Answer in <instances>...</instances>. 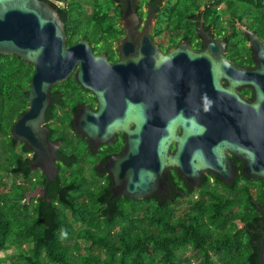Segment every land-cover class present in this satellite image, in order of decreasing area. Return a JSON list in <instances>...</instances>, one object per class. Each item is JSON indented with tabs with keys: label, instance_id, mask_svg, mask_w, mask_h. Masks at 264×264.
<instances>
[{
	"label": "water",
	"instance_id": "1",
	"mask_svg": "<svg viewBox=\"0 0 264 264\" xmlns=\"http://www.w3.org/2000/svg\"><path fill=\"white\" fill-rule=\"evenodd\" d=\"M123 26L120 59L106 70L100 65L103 58L91 55L86 40L66 46L64 24L49 3L0 0V56H15L33 68L27 109L9 131L12 141L32 152L31 172L39 171L45 177L44 188L28 193L27 203L46 197L48 186L57 177L60 144L49 141L45 126L50 90L66 81L77 65L74 82L86 91L91 90L88 85L93 86L98 108L95 112L86 107L79 110L72 119L76 133L96 146L107 144L117 133L125 136L123 154L104 164L111 198L168 200L172 196L167 185L170 171L194 189L201 185L204 174L232 186L236 175L228 153L242 161L241 172L246 178L264 181V78L257 84L230 81L226 88L215 82L210 95L183 97L180 111L163 103H137L131 96V52L134 43H147L148 35L146 29L136 34L129 8ZM250 35L252 41L256 39ZM246 85L254 89L249 103L236 93ZM258 261L264 264V231Z\"/></svg>",
	"mask_w": 264,
	"mask_h": 264
},
{
	"label": "trees",
	"instance_id": "2",
	"mask_svg": "<svg viewBox=\"0 0 264 264\" xmlns=\"http://www.w3.org/2000/svg\"><path fill=\"white\" fill-rule=\"evenodd\" d=\"M85 2L94 11L103 6V0H71L68 19L75 30L65 29L67 47L87 36L80 16ZM32 75L33 68L21 59L0 56V139L5 146L0 153V254L10 247L18 249L19 259L10 264H179L180 253L186 249L199 254V264H214L212 256L224 264H259L264 181L246 178L242 172L229 187L215 177L213 184L203 179L197 190L180 180L183 193L168 205L157 199L118 197L114 206H106L112 202L109 177L102 188L79 177L57 176L44 199L27 203L28 193L44 188L45 177L31 172L32 152L12 141L9 131L27 109ZM62 87L66 100L79 90L73 80ZM68 119L66 114L65 122L72 125ZM62 144L56 157L68 146L65 141ZM69 163L72 169L78 168L77 160ZM63 169L65 164H57V170ZM7 176L13 181L5 191ZM17 178L26 185L17 184ZM12 200L6 209V201ZM183 203L186 207L178 214ZM80 244L84 255H80Z\"/></svg>",
	"mask_w": 264,
	"mask_h": 264
},
{
	"label": "flooded vegetation",
	"instance_id": "3",
	"mask_svg": "<svg viewBox=\"0 0 264 264\" xmlns=\"http://www.w3.org/2000/svg\"><path fill=\"white\" fill-rule=\"evenodd\" d=\"M42 1L57 10L64 30L66 27L75 30L68 19L71 0ZM84 8L80 13L81 29L87 36L82 40L88 42L93 57L103 58L100 65L106 70L120 59L118 48L125 36L123 19L128 8L135 18L136 34L147 30V43H134L131 52V96L137 103L154 106L163 103L180 111L183 97L210 95L215 82L226 88L230 81L257 84L264 78V0L253 4L249 0H103L100 11H94L88 2ZM149 17L151 25L146 27ZM250 34L256 39L252 41ZM78 68L79 65L66 81L51 88L45 126L49 141L60 144L57 151L63 148L62 141L68 145L57 157L56 164L66 166L57 170V176L79 177L83 183L93 179L103 188L109 177L104 164L123 154L125 136L117 133L107 144L96 146L76 133L72 119L79 110L86 107L95 112L98 108L92 85H88L90 91L77 85L79 90L65 99L62 85L74 81ZM236 93L248 103L253 101L254 89L250 85L238 87ZM66 114L72 125L65 122ZM173 151L174 144L170 153ZM227 157L237 178L243 163L229 153ZM76 160L78 168L72 169L69 162ZM206 178L213 184L214 176L210 174L202 176L201 184ZM180 180L175 171H170L167 178L172 192L170 199H151L165 205L173 202L183 193ZM116 199L111 198L112 202L106 206H114Z\"/></svg>",
	"mask_w": 264,
	"mask_h": 264
},
{
	"label": "rangeland",
	"instance_id": "4",
	"mask_svg": "<svg viewBox=\"0 0 264 264\" xmlns=\"http://www.w3.org/2000/svg\"><path fill=\"white\" fill-rule=\"evenodd\" d=\"M4 151H5V146H4L3 140L0 139V153L2 154V153H4ZM34 173H36V172L34 171ZM12 181L13 180L11 179L10 176H7L5 178V182H6V186H5V189H4L5 191L10 189ZM16 183L19 184V185H26V183H23L20 178L16 179ZM93 183L96 184V182H94L93 179H90V183L89 184L91 186H93L92 185ZM219 190L221 192H223L220 188H219ZM223 193H225V192H223ZM188 199H190V197L187 198V199H184V201H187ZM6 202H7L5 204L6 205V209H8L9 207H11L10 205L13 203V200H12V202H10V201H6ZM180 206L181 207L178 210V214H179V212H182L184 210V208L186 207V204L183 203ZM236 224H237L239 229L242 228V224L239 221H237ZM80 245H81L80 255H84L85 251L82 250V247L84 245H82V244H80ZM23 249H27V247L23 246ZM17 250L15 248H13V247H10L6 252L1 253L0 254V259L3 262V264H10L11 261H17L19 259V257H17L18 256V251ZM212 259H213L214 264H224L223 260L220 257H218V256H212ZM185 261H188L189 264H199L200 256L195 251H193L191 249H186L185 251L180 253V263L179 264H186Z\"/></svg>",
	"mask_w": 264,
	"mask_h": 264
}]
</instances>
